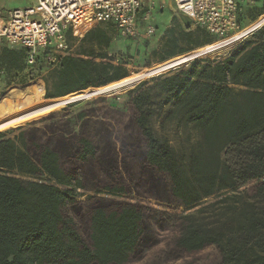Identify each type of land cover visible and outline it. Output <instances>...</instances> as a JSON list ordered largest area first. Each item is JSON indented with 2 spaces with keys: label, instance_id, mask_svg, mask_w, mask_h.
Returning <instances> with one entry per match:
<instances>
[{
  "label": "trees",
  "instance_id": "obj_1",
  "mask_svg": "<svg viewBox=\"0 0 264 264\" xmlns=\"http://www.w3.org/2000/svg\"><path fill=\"white\" fill-rule=\"evenodd\" d=\"M263 13L264 0L245 5L242 27ZM111 27H92L80 53L31 69L24 48L1 45L0 73L25 85L41 77L38 99L118 81L129 69L109 52ZM251 36L224 57L141 81L124 109H83L75 123L51 112L0 130V264H166L208 248L216 259L197 264H264V25ZM217 40L173 17L144 50L149 65ZM174 119L201 131L185 158L154 127ZM80 190L96 194L82 200Z\"/></svg>",
  "mask_w": 264,
  "mask_h": 264
},
{
  "label": "built area",
  "instance_id": "obj_2",
  "mask_svg": "<svg viewBox=\"0 0 264 264\" xmlns=\"http://www.w3.org/2000/svg\"><path fill=\"white\" fill-rule=\"evenodd\" d=\"M256 1L174 0L179 13L218 40L246 28L241 24L243 7ZM154 3L155 0H37L35 5L24 8L5 12L0 9V47L24 48L29 69L40 58L56 64L60 56L73 54L69 33L82 37L94 23L109 24L130 40L142 33L151 36L156 30L152 22ZM263 25L264 22L249 34Z\"/></svg>",
  "mask_w": 264,
  "mask_h": 264
},
{
  "label": "rangeland",
  "instance_id": "obj_3",
  "mask_svg": "<svg viewBox=\"0 0 264 264\" xmlns=\"http://www.w3.org/2000/svg\"><path fill=\"white\" fill-rule=\"evenodd\" d=\"M37 0H0V9L4 12L7 10H13L18 8H24L27 6L35 5ZM257 12V8L243 12V20H246L244 23H249V20L252 18L253 13ZM153 16V24L155 25V32L151 36H147L142 33L137 39L130 40L125 37H122L118 31L111 27L110 31L112 32L113 39L111 47L109 48V52L116 59V61L127 63V67L129 69V76L134 74H142L141 77L137 80L140 83L143 80H148L151 77L157 76L159 74L166 73L168 71L174 70L179 67H187L194 60L200 58H216V57H224L227 54L231 53L237 47L241 45V43H245L248 40L254 39L251 34H249L253 29L259 27L264 22V15L254 23L247 25L245 33L241 35V39L228 51L211 54L209 48L205 45L200 48H197L191 52L185 53L183 55L176 56L171 58L163 63H151L148 65L149 61H153V57L151 55L147 56L144 48L147 50H151L158 46L165 29L171 24V20L173 17H177L183 25L190 26L191 28H195L193 25V21L187 17L186 15L179 13L177 11L176 4L174 0H155L154 9L152 10ZM248 20V21H247ZM105 23H94L92 28L96 25H104ZM249 34V35H248ZM79 36L73 37L72 40V53L77 54L80 53L82 48V42L80 41ZM257 39V38H256ZM163 65V66H162ZM147 73V76H146ZM18 80H14L12 83H9V77L0 73V118L8 117L12 114L20 112L27 107L33 106L39 102L38 97L35 94V86L36 84L33 81L38 79H42L41 77H36V79L32 80L28 84H21ZM43 80V79H42ZM136 82V83H137ZM134 84L135 86L138 84ZM43 84L45 87V82L43 80ZM133 85V86H134ZM131 86L132 88H134ZM130 87V89H132ZM98 87H90L87 90L78 91L75 93L69 94V96L77 95L78 99L81 97H85L83 99H79L78 101H71L62 105L57 109H53L50 111H46L37 115V117H41L45 114L51 112H57L58 118H71L73 123H75V114L83 109L91 108V107H116L120 109L126 108V93L130 89H126L123 91H116L113 93H104L103 91L98 92L96 90ZM45 91L43 93V98H45ZM103 92V93H102ZM64 106V107H63ZM35 117V118H37ZM32 118L24 121L23 125L19 127H27L29 126V121ZM47 122V121H46ZM45 122H38L36 125L40 126ZM16 126V125H14ZM13 126V127H14ZM154 127L156 132L166 138L177 154L180 157H187L191 151L198 149L200 143L202 142L201 131L199 128L194 127L190 124H184L182 122H178L177 119L172 121H167L164 125H160L158 120L154 121ZM18 128V127H17ZM15 128V130L17 129ZM78 127L76 126V129ZM13 129L12 127H0V130H8ZM82 195L79 199H84L89 194H96L93 191L88 190H80ZM100 196H107L112 199L117 200H133L125 197H116L112 195H107L106 193L98 194ZM218 198V195H214L210 197L207 201L212 202ZM144 204L155 207L161 210H167L173 213H180L182 211L180 208H171L166 206H159L153 200L151 201H143ZM216 252L210 250L209 248L201 251L195 252L192 254H188L185 258L181 260H175L166 264H197L203 263L205 261L211 260L216 257ZM216 259V258H215ZM133 264H150L147 260V257L143 260L137 261Z\"/></svg>",
  "mask_w": 264,
  "mask_h": 264
},
{
  "label": "bare ground",
  "instance_id": "obj_4",
  "mask_svg": "<svg viewBox=\"0 0 264 264\" xmlns=\"http://www.w3.org/2000/svg\"><path fill=\"white\" fill-rule=\"evenodd\" d=\"M245 30L246 29H243L238 33L230 35L227 38L217 40L213 43L207 44L206 46L209 48L211 54H218V53L228 51L234 45H236L237 42H239V40L241 39V35L245 33ZM141 75L142 74H134L131 76H127L118 81H114L107 85L100 86L96 90H98V92L103 91L104 93H113L116 91H123L126 89H130V87L133 86L137 82V80L141 77ZM146 76H147V73H146ZM77 99H78L77 95L69 96V94L62 96V97L41 99L39 100L37 104L27 107L20 112H17L5 118L1 117L0 127H4V128L13 127L14 125L22 123L30 118L36 117L37 115L41 113H44L46 111H50L53 109H57L61 107L62 105L69 103L71 101L77 100Z\"/></svg>",
  "mask_w": 264,
  "mask_h": 264
},
{
  "label": "water",
  "instance_id": "obj_5",
  "mask_svg": "<svg viewBox=\"0 0 264 264\" xmlns=\"http://www.w3.org/2000/svg\"><path fill=\"white\" fill-rule=\"evenodd\" d=\"M83 98H85V97H81V98H79V99H83ZM79 99H77V100H79ZM75 101V100H74Z\"/></svg>",
  "mask_w": 264,
  "mask_h": 264
}]
</instances>
